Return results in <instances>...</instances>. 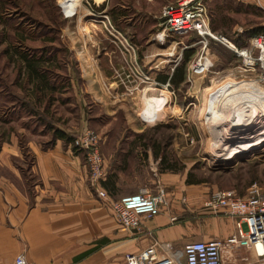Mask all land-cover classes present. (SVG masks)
Listing matches in <instances>:
<instances>
[{
  "label": "rangeland",
  "instance_id": "1",
  "mask_svg": "<svg viewBox=\"0 0 264 264\" xmlns=\"http://www.w3.org/2000/svg\"><path fill=\"white\" fill-rule=\"evenodd\" d=\"M178 1L0 0V141L15 128L4 123L15 121L16 113L8 112L11 106H23L18 119L28 122L25 113L34 105L39 112L49 108L48 117L57 129L58 125L70 129L74 137L91 130L100 141L106 136L132 138L140 145L126 144L125 159L147 160L150 153L153 174L168 168L171 171L164 172L176 174L184 186L188 181L198 190L232 191L238 197L246 196L254 185L264 191V142L238 148L217 161L211 157L207 133L199 123L218 86L242 79L257 81L258 71H249L223 43L208 40L203 45L195 34L166 30L160 12L166 4ZM206 8L212 34L238 49L246 48L254 32L264 29V0L259 4L255 0H206ZM161 32L164 41L158 38ZM186 53L189 59L184 64ZM201 55L212 66L205 75L192 76L191 62ZM182 67L184 81L178 86L159 81ZM43 76L54 89L43 84ZM37 118L29 128L40 133L42 126L49 125ZM239 129L236 138L245 130L250 134L255 126L245 124ZM48 132L40 133L39 140L49 141ZM79 156L85 165L81 152ZM110 166L111 161L108 167L105 164L106 175ZM27 180L26 193L34 201L35 181L30 175ZM87 184L88 201L111 217L89 176Z\"/></svg>",
  "mask_w": 264,
  "mask_h": 264
},
{
  "label": "crops",
  "instance_id": "2",
  "mask_svg": "<svg viewBox=\"0 0 264 264\" xmlns=\"http://www.w3.org/2000/svg\"><path fill=\"white\" fill-rule=\"evenodd\" d=\"M43 90L48 89L40 88ZM11 107L8 112L16 113V122L6 119L4 123L15 128L0 141V264L11 263L20 253L26 255L29 264H122L125 255L142 252L154 242L179 250L192 241L225 240L234 234L235 221L231 217L212 214L202 207L214 190L184 186L183 179L178 182L173 173L153 174L150 153L147 160L125 159L126 144L140 145L132 138L106 136L101 140L106 167L112 163L101 182L108 195L110 217L103 208L88 201V176L81 156L75 155L71 145L63 140L53 141V129L57 126L48 117L49 108L39 112L30 105L25 113L30 120L21 122L18 118L23 106ZM37 117L49 125L45 128L39 124L41 134L51 132L47 142L39 140L42 135L34 131L36 128H29ZM58 128L68 135L74 134L61 125ZM116 152L118 157L111 160ZM28 175L35 181L34 201L26 193ZM156 181L167 189V206L152 219L142 218L140 230L122 229L109 202L135 194L141 188L155 189ZM50 195L55 198L53 201ZM107 222L109 227H105ZM169 255L168 250L158 249L159 257ZM222 261L259 264L253 253L244 249L222 252Z\"/></svg>",
  "mask_w": 264,
  "mask_h": 264
},
{
  "label": "built area",
  "instance_id": "3",
  "mask_svg": "<svg viewBox=\"0 0 264 264\" xmlns=\"http://www.w3.org/2000/svg\"><path fill=\"white\" fill-rule=\"evenodd\" d=\"M260 0H255L259 4ZM165 29L173 34H195L206 45L208 40L227 45L243 61V66L251 72L258 71V80L264 85V33L253 36L246 48L238 49L224 38L215 37L209 27L206 0H179L177 4L163 6L160 17ZM165 32V31H164ZM158 38L164 41L165 34ZM201 55L191 62V75H203L204 69L197 67ZM210 67L212 64L209 62ZM209 67V68H210ZM208 68V69H209ZM100 138L91 130L82 131L73 138L72 147L85 157L89 182L101 202H108L107 193L101 188L106 176L105 160L100 152ZM244 197L232 191H213L203 202V209L212 214L231 217L235 221L234 234L225 240L210 239L192 241L183 246L182 251L171 245L154 242L137 254H127L122 264H223L222 252H236L241 249L253 253L259 264H264V191L257 186L248 189ZM118 225L130 232L141 228L142 218L152 219L167 206L166 188L156 181L154 190L141 188L137 193L109 202ZM175 219L172 218V222ZM166 249L169 257H159L158 249ZM182 259V261H181ZM29 264L24 253L18 254L11 263Z\"/></svg>",
  "mask_w": 264,
  "mask_h": 264
},
{
  "label": "bare ground",
  "instance_id": "4",
  "mask_svg": "<svg viewBox=\"0 0 264 264\" xmlns=\"http://www.w3.org/2000/svg\"><path fill=\"white\" fill-rule=\"evenodd\" d=\"M209 62L206 57L200 58L196 64L205 70L203 75L210 67ZM209 103L210 108L199 117V123L207 133V144L209 150L213 151V159L222 161L238 148L264 142V87L259 81L242 79L231 84L224 82L213 91ZM245 124H253L255 130L250 134L245 130L242 137L236 138L235 135L241 133L239 127ZM229 138L232 142H228Z\"/></svg>",
  "mask_w": 264,
  "mask_h": 264
},
{
  "label": "trees",
  "instance_id": "5",
  "mask_svg": "<svg viewBox=\"0 0 264 264\" xmlns=\"http://www.w3.org/2000/svg\"><path fill=\"white\" fill-rule=\"evenodd\" d=\"M264 33V29H259V31H256L254 32V34L252 36H256V35H259V34H263ZM189 59V54H184V64L188 61ZM26 62L29 61L28 59H24ZM183 64V65H184ZM29 66V69L31 68L33 71L34 70V66L30 65V64H27ZM36 74L37 76L39 77L41 74L36 71ZM43 84L44 85H48V81L46 80V78L43 76ZM159 81L162 82L163 84H165L166 82L170 83V84H173L175 86H178L179 84H181L183 81H184V72H183V67L182 68H176L174 73L171 75V76H164V77H159ZM49 87H51L52 89H54L53 87L55 86H51L49 84ZM73 137L72 135H68L64 132H62L61 130L59 129H53V141L55 140H63L65 142V144H69L71 145L72 141H73ZM72 151L73 153H75V155H79V152L72 147ZM164 171H171L170 169L168 168H165V170L162 171V173H165ZM186 184L187 185H193V183H188V181H186Z\"/></svg>",
  "mask_w": 264,
  "mask_h": 264
}]
</instances>
